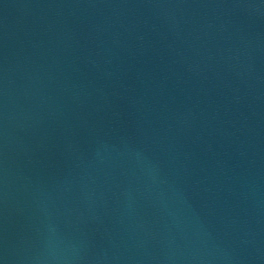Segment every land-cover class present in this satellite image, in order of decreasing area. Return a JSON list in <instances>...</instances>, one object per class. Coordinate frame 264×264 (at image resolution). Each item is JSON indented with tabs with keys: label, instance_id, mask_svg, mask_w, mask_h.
Listing matches in <instances>:
<instances>
[{
	"label": "water",
	"instance_id": "95a60500",
	"mask_svg": "<svg viewBox=\"0 0 264 264\" xmlns=\"http://www.w3.org/2000/svg\"><path fill=\"white\" fill-rule=\"evenodd\" d=\"M0 264H264V0H0Z\"/></svg>",
	"mask_w": 264,
	"mask_h": 264
}]
</instances>
